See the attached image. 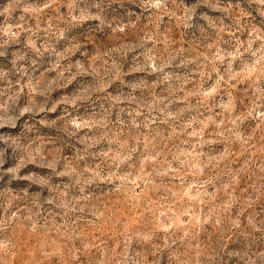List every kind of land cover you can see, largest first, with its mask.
I'll list each match as a JSON object with an SVG mask.
<instances>
[{
	"label": "clouds",
	"instance_id": "1",
	"mask_svg": "<svg viewBox=\"0 0 264 264\" xmlns=\"http://www.w3.org/2000/svg\"><path fill=\"white\" fill-rule=\"evenodd\" d=\"M0 264H264V0H0Z\"/></svg>",
	"mask_w": 264,
	"mask_h": 264
}]
</instances>
